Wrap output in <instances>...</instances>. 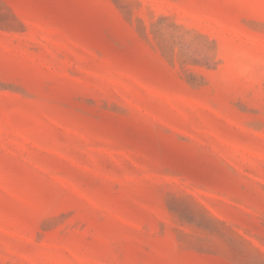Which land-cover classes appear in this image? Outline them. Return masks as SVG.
Segmentation results:
<instances>
[{"label": "rangeland", "instance_id": "obj_1", "mask_svg": "<svg viewBox=\"0 0 264 264\" xmlns=\"http://www.w3.org/2000/svg\"><path fill=\"white\" fill-rule=\"evenodd\" d=\"M0 264H264V0H0Z\"/></svg>", "mask_w": 264, "mask_h": 264}]
</instances>
